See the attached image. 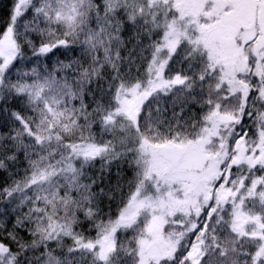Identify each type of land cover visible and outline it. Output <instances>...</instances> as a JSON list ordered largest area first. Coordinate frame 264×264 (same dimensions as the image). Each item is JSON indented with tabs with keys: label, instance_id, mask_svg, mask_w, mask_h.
Listing matches in <instances>:
<instances>
[{
	"label": "snow or ice",
	"instance_id": "snow-or-ice-1",
	"mask_svg": "<svg viewBox=\"0 0 264 264\" xmlns=\"http://www.w3.org/2000/svg\"><path fill=\"white\" fill-rule=\"evenodd\" d=\"M0 264H264V0H0Z\"/></svg>",
	"mask_w": 264,
	"mask_h": 264
}]
</instances>
